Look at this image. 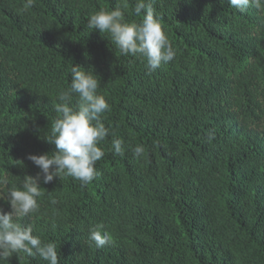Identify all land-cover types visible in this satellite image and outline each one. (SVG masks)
Instances as JSON below:
<instances>
[{"label":"trees","instance_id":"trees-1","mask_svg":"<svg viewBox=\"0 0 264 264\" xmlns=\"http://www.w3.org/2000/svg\"><path fill=\"white\" fill-rule=\"evenodd\" d=\"M136 2L35 0L25 9V0H0V193L26 175L38 180L39 209L18 222L56 243L59 264H264V10L146 0L176 53L150 71L87 25L117 6L139 23ZM73 64L94 72L110 106L105 155L87 186L44 183L27 158L56 151L43 137ZM0 210L11 211L5 199ZM97 225L111 238L102 248L89 239ZM4 264L47 262L17 253Z\"/></svg>","mask_w":264,"mask_h":264},{"label":"clouds","instance_id":"clouds-1","mask_svg":"<svg viewBox=\"0 0 264 264\" xmlns=\"http://www.w3.org/2000/svg\"><path fill=\"white\" fill-rule=\"evenodd\" d=\"M34 3L35 0H25V9L33 7ZM228 4L240 12L250 6L264 10V0H228ZM132 11L138 17L143 12L139 23L128 22L117 6L110 11L101 9L91 14L87 18L88 28L108 34L121 55L140 57L150 71H155L175 58V50L150 2L137 0ZM70 75V86L57 95L59 102L55 105V111L59 115L51 122L49 134L43 137L55 145L56 151L51 154H29L27 158L40 169L44 183L51 182L55 177H72L82 186H87L99 175L95 165L105 155L100 143L109 136L110 130L101 116L110 106L105 97L98 94L100 81L94 72L81 70L80 65L73 64ZM211 138L212 134L209 133ZM111 144L115 154H123L121 139L114 138ZM133 153L136 157L142 156L144 147L137 145ZM6 184V178L0 177V186ZM42 195L38 180L27 175L22 187L0 193V199H5L11 207L9 212L0 210V264L17 253L28 257L38 255L47 264H59L56 243L42 241L33 234L31 225L22 226L18 222L38 211L37 198ZM50 203L54 205L57 201L53 198ZM89 239L95 247L102 248L110 243L111 238L102 231V225H97L89 229Z\"/></svg>","mask_w":264,"mask_h":264}]
</instances>
